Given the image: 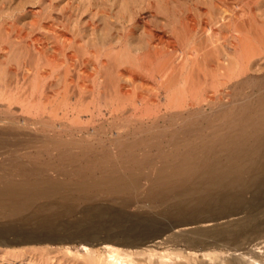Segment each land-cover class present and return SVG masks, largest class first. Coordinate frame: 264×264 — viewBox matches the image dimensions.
I'll list each match as a JSON object with an SVG mask.
<instances>
[{"label":"rangeland","instance_id":"1","mask_svg":"<svg viewBox=\"0 0 264 264\" xmlns=\"http://www.w3.org/2000/svg\"><path fill=\"white\" fill-rule=\"evenodd\" d=\"M230 7L234 11L243 9L248 15V19L253 21V27L263 30L261 39L254 37L251 42L255 46L254 54L259 53V55L251 56L247 74L244 76L248 81L240 87L236 85L238 78L232 80L231 94L244 93L245 96L244 108L240 104L234 105L232 116L233 120H236L239 117L264 113V109L256 105L258 98L264 95V0H0V130L9 129L8 126L13 127L18 133H26L25 135L44 142L43 144L37 141L40 146L36 144L35 146L39 147L38 149L35 146H28L29 148L18 151L0 148V174L5 175L4 177L7 176V180H11L10 177H12V182L24 180L23 177L29 174L28 170L30 173L35 171L37 174L38 172L37 176L51 175L50 177L54 180H74L86 172L98 175L99 171L101 172L109 164L113 166L116 163L114 166L118 164L116 167L120 168L125 163L123 160H126L125 164L129 163V157L124 159V156H129L127 145L136 143L140 146L147 140V135L156 136L155 139L165 141L170 138L171 131L182 128L188 122L190 124L192 120L188 119L187 115L173 119L161 103L159 107L163 109L161 112L163 118L157 126L152 124L151 119L142 116L145 113L143 109H139L137 112L128 109L121 114H116V112L110 114L109 108H106L104 103H101L99 108L93 107L90 104L89 95L86 93L81 95V99H78L80 87L81 85L95 86V90L100 88L101 92L107 93L109 87L107 89L99 87L98 82L102 81L107 73L105 66L109 67L110 65L107 57L98 54V46L102 41L109 39L124 41L130 29L133 31L130 34L132 40L144 39L142 25L135 23L137 18H134V13L146 14L148 11H152L156 14L158 18L153 20L152 25L154 26L151 29L157 31L164 41L175 44V51L168 49L163 56L164 61L171 65L168 66L169 77L170 80H173L178 74H181L180 69L185 63V53L182 52L181 43L169 32V27L175 26L185 33L190 30L191 26L195 29L196 34H200L202 28H205V24L209 21L210 14L228 10ZM159 26L165 27L167 33L163 34L156 28ZM158 48L162 47L158 46ZM90 50L93 51L95 59L90 58L91 62L87 63L89 57L87 52ZM185 66L186 70H184L187 71L189 64H185ZM129 67L137 77L134 87L141 91L142 89L139 87L145 76L140 73L136 63ZM206 69L198 71L199 73L196 70L194 71L196 75L192 74L194 77L200 76L199 79H196L198 82L202 81L203 74L211 76L207 80L212 81L214 72L209 70L208 73V69ZM113 72L111 76L116 78V73ZM18 73L19 75H17ZM200 79L201 81H199ZM160 98L163 99V92H161ZM152 111L159 114L157 108ZM29 117L33 120L32 123L27 122ZM6 120L11 121L13 125L11 122L10 125L6 124ZM148 128L161 131V133H154V135L152 132L147 133ZM263 133H253L245 148L252 149L255 141ZM185 134L179 132L175 136L182 138ZM118 142L120 143L118 144ZM139 146H134L137 154L142 147ZM113 158L114 161H112ZM127 167H129L128 169L132 168L131 165ZM145 171H149V169H145ZM30 176L33 178L36 175L33 172ZM13 177L19 179L15 180ZM159 178L161 176L158 174H150L148 178H142L138 188L132 191L124 190L114 197L107 194L106 190H101L93 193L91 202L84 200L59 202L57 208L55 207V210L48 214L45 212L46 215L42 212L34 214L30 218L27 217L29 221H26L25 228L28 227V224L29 227L35 226L41 218L42 221H40V227L34 229L36 231L26 233V229H23L22 235L20 233H11L10 235L4 233V235L3 232L9 228L7 226L9 223L0 218V242H2L0 243V264H87L86 255L82 249L85 241H91V245L88 246L95 248L93 250L96 252V257L103 261H109L106 251L99 246L100 242L106 238H113L112 240L121 242V244L123 242L124 245H121L123 248H127V246L139 248L142 245L140 242H145L144 237L153 236L156 239L158 235L160 238V233L162 236L166 235L169 231L165 226L166 224L169 226L174 218L167 217L166 214H164L165 216L159 214L161 207L164 206L161 204L163 202L159 201L160 196L161 193L166 192L162 201L168 205L165 204L164 208L174 207V210L177 211L178 203L176 202L175 205L174 202L177 200L172 199L176 198L179 192L176 195L173 193L179 191L180 188L168 185L176 180L175 175H169L167 177L169 179L162 186L155 185V181ZM263 181L264 177H260L250 170L246 176L237 177L234 182H231V189L228 188L229 194L226 201H212L209 207H205V210L216 209L215 212L222 216L226 209L231 211L233 209L232 212L226 210L232 214L235 213L236 216H232L231 219L242 215L244 211L250 212L255 199L264 194ZM257 185L258 188H255ZM171 187L173 191H171ZM248 192L250 195L253 192L256 196L253 194L250 196ZM214 193L219 194V188ZM170 195L174 197L172 198ZM168 198L174 204L170 201L167 202ZM261 199L264 200V197ZM50 203L52 206L54 205V202L47 204ZM242 207H245L246 210ZM178 208L180 209V207ZM220 208L222 209L220 210ZM89 210L93 215H84L86 214L84 212ZM237 211L238 213H236ZM184 214L189 221L190 213L184 212ZM51 222H54L51 225L53 227L50 226ZM14 238H27V241L18 242L21 240H17L14 242ZM165 244L167 243L162 245L145 243L144 245H148L147 250L151 248L155 252H163L171 248L170 243H168L169 246H167L168 244L165 246ZM257 244L258 246H256ZM144 245L142 247H145ZM263 245L264 235H259L249 244L247 251L254 252V246L262 247ZM173 248L175 251L182 252L184 250L185 253H192L183 244H178ZM262 252H264L263 247ZM196 253L194 264H209L203 257L204 252ZM148 260L146 254L145 256L131 254L126 262L122 260L120 264H158L154 260L152 262ZM159 264H163V262H159Z\"/></svg>","mask_w":264,"mask_h":264},{"label":"bare ground","instance_id":"2","mask_svg":"<svg viewBox=\"0 0 264 264\" xmlns=\"http://www.w3.org/2000/svg\"><path fill=\"white\" fill-rule=\"evenodd\" d=\"M232 7L228 10L210 14L209 21L205 24V28H202L200 34H196L195 29L191 26L190 30L185 33L175 26L169 27V32L181 43L182 52L185 53V63L180 69L181 74H176L177 76L173 80H170L169 77L168 66L171 65L164 61L163 56L168 49H173L172 51L174 52L176 46L173 42L164 41V38L157 31L151 29L154 26L152 25L154 23L153 20L158 18L152 11H148L146 14L134 13L133 15L134 18H137L135 23L142 25L144 39L132 40L130 34L133 31L130 29L124 41L119 39L102 41L98 46V54L107 57L110 66H105L107 73L102 78V81L98 80V83L99 87L102 86L104 89L109 87V90L107 93H104L100 91V88L95 90V86L81 85L78 99H81V95L86 93L89 95L90 104L93 107L99 108L102 105L101 103H104V106L109 108L110 114L115 112L116 114H121V112L128 109L132 112L143 109L145 113L142 116L151 119L150 121L155 126L163 118L161 114L163 109L159 107L161 103L169 115H172L173 119L174 117L179 118L187 115L188 119L192 120V122L190 124L188 122L187 125L184 124L185 126L183 125L184 127L182 126L178 130L171 131L170 138L165 141L155 139L156 136L147 135V140L140 145L142 147L138 151V154L137 150H134V146H139L138 143V145L136 143L134 145L133 143L131 145L126 144L129 156H124V159H126L125 157H129V163L125 164L126 160L122 159L125 163L120 168H117L118 164L114 166L116 164L114 162L113 166L109 164L103 170L101 169L102 171H99L98 175L86 172V174L79 175L74 180H54L50 177L51 175L37 176V170V174L31 170L36 175L31 178L30 175L33 172L30 173V170H28L29 174L23 177L24 180L20 179L21 181L12 182V177H10L11 180H7V176L6 179L4 174V176L0 174V218L7 220L9 223L8 225L6 224L7 222L5 223L9 228H6L3 234H21V231H24L23 229H26V233L36 231L34 229L40 227L42 218L39 219V222L35 226L29 227L28 224V227L25 228L26 221H29L27 217L30 218L32 215L42 212L43 214L45 212L48 214L55 210L59 202H75L78 200L91 202L93 193L101 190H106L107 194H111L114 197L124 190L132 191L138 188L142 178L146 179L153 173L161 176V178L155 181V185L162 186L169 179L167 178L169 175H175L177 177L176 180L173 179V182L167 183H169V186L180 188L179 191L177 190V192L174 191L175 193H173L176 195L179 192L176 198L170 195L172 198L174 197L172 200H177L174 201L175 205L176 202L178 203L176 206L177 211L174 210V207L170 208L166 206L167 208H164L167 203L162 201V199L164 200L163 197L166 192L161 193L159 201L163 202L164 204H161L164 206L161 207L160 211L158 210L159 214H166L167 217L171 216L175 221L171 218L173 220L172 223L169 226L166 224V230L169 231L166 235L162 236L160 233V238H158L159 235L156 234L158 235L157 238L155 237L156 239L153 236L144 237L145 242H140L142 245L145 243L160 245L170 243L171 248L163 252H155L151 248L147 250L146 247L148 245H144L145 247L141 245L139 248L128 246L127 248H123L121 245H124V243H118L112 240L113 238L100 239L102 241L99 246L104 248L109 258V261H103L96 257V252L93 250L95 248L88 246L91 245V241H85L82 249L85 252L87 264H101L102 262L104 264H120L122 260L126 262L131 254L140 256H145L146 254L149 259L148 261L151 260L152 262L154 260L158 264L159 262H163V264H194L196 262L194 255L199 251L204 252L203 257L207 259L209 264H264V252L261 253L264 245L256 247L260 244L258 243L254 246V252L247 251L249 244L257 236L264 235V200L261 199L264 197V194L262 197L259 196L255 199L254 206L250 212L244 211L242 215H238L233 219H231L235 215V213H231L234 211L233 209L232 211L228 209L231 212H227L228 210L226 209L227 211L225 210L222 216L218 212H215L216 209L211 210L208 208L209 211L205 210V207H209L212 201H226L229 194L228 188L231 187V182H234L237 177L242 178L246 176L250 170H253L260 177H264V113L251 114L248 117L244 116L243 118L239 117V119L233 120L232 111L234 105L240 104L244 108L245 96L244 93L233 95L230 92L234 78H238L236 84L238 86L248 81L244 76L247 74L251 56L259 55V53L254 54L255 46L251 42L254 37L261 39L263 30L253 27V21L248 19V15L243 9L234 11ZM156 28L161 30L163 34L167 33L163 26ZM158 46L162 48L159 49ZM18 47L17 50H19ZM87 54L89 55L87 63L91 62L90 58L95 59L93 51L90 50ZM133 63H136L140 73H143L145 76L143 83L139 87L142 89L141 91H138L134 87L137 77L131 72L129 67ZM185 64H189L187 71H185ZM206 68L208 69V73L210 72L209 70L214 72L213 79L211 78L212 81L207 80L211 76L203 74L201 77L202 81L200 79L199 81L201 82H198L196 79H199L200 76L194 77L192 74H195L194 71L196 70L199 73L198 71ZM113 71L116 73V78L111 76ZM183 72L185 73L183 74ZM210 75L212 74L210 73ZM208 81L209 84H207ZM161 92H163V99L160 98ZM256 105L264 109V95L258 98ZM156 108L159 114L153 113L152 110ZM32 121L31 117L27 119L28 123H32ZM10 122L7 121L5 123L9 124ZM5 123L4 125H6ZM8 128L0 130V148L18 151L27 149L28 146H35V144H44V142L41 140L39 142L35 137L25 135L26 133H18L13 127L8 126ZM148 129L147 133L152 132L153 135L154 133H161L158 130ZM179 132L186 134L184 137L181 135L182 138L175 136ZM261 132L263 134H260L253 148L246 149L245 145L250 141L252 134ZM237 136H240V138H237ZM75 143L77 144V142ZM36 148L38 149L39 147ZM112 161H114V158ZM128 165H131L132 168L128 169ZM145 169H149V171H145ZM24 174L22 173V175ZM218 188L219 194H215L214 192ZM255 188H258V185ZM166 191L169 192V190ZM253 196L256 195L253 194ZM172 200L168 198L166 201L172 202ZM49 202H54V205L52 206L51 203L47 204ZM48 205L51 206L49 207ZM242 208L244 209L245 207ZM184 212L190 213L189 221L184 216L186 214ZM84 213H86L84 215L88 216L93 215L90 210ZM51 223L50 226L54 222ZM48 229L50 231V228ZM46 239L48 240L49 237ZM17 240H21L18 242H22V240L27 241V238H14L13 241ZM137 244L135 243L136 246ZM178 244H183L192 253H185L183 252L184 250H182L183 253L180 250H176V252L173 247L178 246ZM132 246L134 245L132 244Z\"/></svg>","mask_w":264,"mask_h":264}]
</instances>
